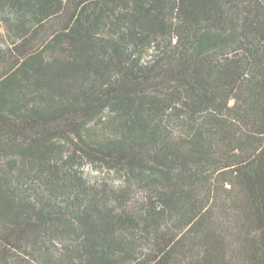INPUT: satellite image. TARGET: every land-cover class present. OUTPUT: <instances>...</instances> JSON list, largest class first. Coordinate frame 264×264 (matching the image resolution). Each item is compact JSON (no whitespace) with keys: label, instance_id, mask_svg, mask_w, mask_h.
Segmentation results:
<instances>
[{"label":"trees","instance_id":"obj_1","mask_svg":"<svg viewBox=\"0 0 264 264\" xmlns=\"http://www.w3.org/2000/svg\"><path fill=\"white\" fill-rule=\"evenodd\" d=\"M0 19V264H264V0Z\"/></svg>","mask_w":264,"mask_h":264},{"label":"rangeland","instance_id":"obj_2","mask_svg":"<svg viewBox=\"0 0 264 264\" xmlns=\"http://www.w3.org/2000/svg\"><path fill=\"white\" fill-rule=\"evenodd\" d=\"M60 21L61 20L59 18V15L51 16L48 19V21H47L48 24L45 27L46 31L50 32L51 30H55V28L57 30L59 28L58 26H59ZM10 32L11 31H10L9 25L6 24V22H4L2 19H0V43L1 44L5 43L6 38L9 37ZM9 42H10V39H9ZM10 43H11V46H14L13 41H11ZM38 45H39V41L37 39H34L32 44L30 45L31 47H29V48H30V50L35 51L39 48ZM84 170H85V172H87V174L92 173L93 175H97V176L101 175V173L98 171V169L93 168L90 164L89 165L87 164L86 167L84 168ZM96 173H98V174H96ZM143 197L144 196L142 193H139V194L135 193L132 200L136 199L138 201H142ZM131 204H132V202H131ZM131 204H130V206H132ZM146 247L150 248V245L146 244Z\"/></svg>","mask_w":264,"mask_h":264}]
</instances>
